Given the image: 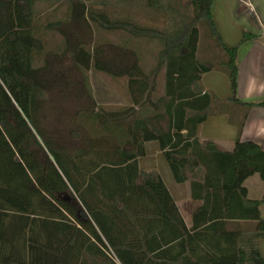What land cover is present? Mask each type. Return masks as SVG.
Masks as SVG:
<instances>
[{
    "label": "trees",
    "instance_id": "16d2710c",
    "mask_svg": "<svg viewBox=\"0 0 264 264\" xmlns=\"http://www.w3.org/2000/svg\"><path fill=\"white\" fill-rule=\"evenodd\" d=\"M38 1L0 0V264H264V197L250 200L244 187L256 174L264 181V151L238 139L231 152H222L200 140L201 126L222 113L221 106L244 108L239 122L230 121L239 135L249 112L264 107L238 99L239 49L222 42L214 0H191L192 14L167 0H133L170 14L165 30L111 19L84 0H69L70 22L163 44L147 73L135 50L118 47L112 58L102 46L72 43L63 34V53L83 72L91 97L86 74L92 70L128 80L130 106L105 111L93 100L87 114L78 113L90 127L81 149L65 148L42 125L50 79L48 62L35 67L44 49L34 28ZM202 22L225 52L218 68L197 59ZM216 70L231 83L226 103L201 83ZM162 73L164 96L155 101ZM148 142L159 143L176 182L189 183L192 200L200 203L191 227L161 176L141 170Z\"/></svg>",
    "mask_w": 264,
    "mask_h": 264
},
{
    "label": "rangeland",
    "instance_id": "374dc122",
    "mask_svg": "<svg viewBox=\"0 0 264 264\" xmlns=\"http://www.w3.org/2000/svg\"><path fill=\"white\" fill-rule=\"evenodd\" d=\"M173 7H183L192 14L191 0H167ZM87 6L104 12L111 19L132 20L143 27L165 30L170 14H161L147 9L139 2L131 0L123 3L120 0H84ZM71 2L69 0H40L35 8L34 28L37 37L43 43V51L36 58V68L43 67L48 62L47 77L50 79L43 101L42 125L52 136L67 149H81L88 146L86 140L90 127L80 114H87L88 109L95 104L105 111H116L131 105L128 94V80L114 79L110 76L90 71L88 78L91 95L85 89L84 74L80 71L70 54H64L65 37L70 42L82 43L89 48L102 46L110 57L116 56L118 47H128L138 52L141 67L150 73L157 65L158 54L163 44L158 40L137 39L123 32H107L93 23L70 22ZM168 19V20H167ZM63 23L50 28V24ZM200 42L197 52L198 61L206 66L217 67L226 59L225 52L220 47L218 39L213 36L208 24H199ZM223 75L221 71L216 70ZM227 77V75H225ZM164 96V74L159 77L153 99ZM227 109V105L221 106ZM151 115L152 111L148 108ZM147 113V114H148ZM77 134L81 137H76ZM264 242V240H262ZM261 250V249H260ZM264 255V243H262Z\"/></svg>",
    "mask_w": 264,
    "mask_h": 264
},
{
    "label": "crops",
    "instance_id": "0c3cea01",
    "mask_svg": "<svg viewBox=\"0 0 264 264\" xmlns=\"http://www.w3.org/2000/svg\"><path fill=\"white\" fill-rule=\"evenodd\" d=\"M212 15L215 27L227 48L238 47V99L246 104H264V0H214ZM245 35L253 36L243 43ZM202 86L205 92L214 94L219 101L226 103L232 97L231 83L225 75L212 71L203 75ZM210 117L200 129L202 143H213L222 152H231L240 139L242 142H254L264 151V107H255L249 114L243 131L239 135L232 120L239 122L244 116V108L232 104ZM146 156L139 160L143 172H157L186 225L192 226L193 214L200 203L190 196L189 183L179 184L165 160L158 142L145 144ZM244 187L250 200L264 197V181L256 174L248 178ZM264 218V206L261 208ZM249 229L254 223L242 222ZM262 243L260 249L262 253ZM264 258V255L262 253Z\"/></svg>",
    "mask_w": 264,
    "mask_h": 264
}]
</instances>
